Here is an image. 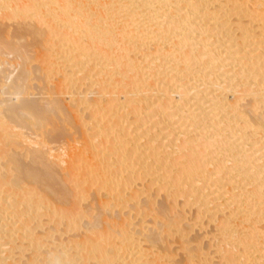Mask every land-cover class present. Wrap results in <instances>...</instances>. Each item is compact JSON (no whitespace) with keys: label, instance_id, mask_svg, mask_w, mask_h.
Segmentation results:
<instances>
[{"label":"bare ground","instance_id":"bare-ground-1","mask_svg":"<svg viewBox=\"0 0 264 264\" xmlns=\"http://www.w3.org/2000/svg\"><path fill=\"white\" fill-rule=\"evenodd\" d=\"M241 16H245L247 21L245 18L241 21ZM0 17L17 20L15 23L19 25L22 19L26 18L25 22L29 19L38 26L35 33L50 34V43L51 39L53 42L55 39L50 37L59 38L60 45L55 47L52 44L56 50L59 47V52L55 48L52 52L56 51L54 55L64 53L65 59L61 60L69 63V72L64 78L62 76L63 82H66L67 88L72 86L68 83L73 84L71 88L75 90L71 91L73 95L70 94L72 99L75 98V104L81 102L78 97L86 96L87 99L89 95L91 101L88 102L97 107L102 104L96 103L101 102L97 96L105 95L102 98L106 100H103L105 103L102 101L104 104L100 105L101 108L95 107L100 113L95 121L102 123L96 129L101 146L112 143L111 146L103 145L106 147L104 151L112 149L116 153H107L111 155V160L115 158L113 161L116 163L109 161L108 156H101V150L96 147L99 151L93 153L95 148L91 138L94 133L92 136L90 133L83 135L87 138L84 140L83 137L84 141L92 140L93 145L90 143L91 147H87L92 148L93 154L90 156L87 150L91 162H86L84 158L78 163L82 171L76 169L75 172L82 173V176L84 174L86 184L95 185L96 193L103 189L105 195L98 200L94 198L96 202L88 203H94L92 208L86 206L91 212H83L81 208L85 209V205L84 208L80 207L77 201L68 207L66 204H69L67 200L70 195L78 199V196L82 197L85 190L82 183L85 184V180L73 186L72 183L64 184L66 181L62 174L53 171L54 161L49 159L54 155V148H59L60 144L53 148L51 139V146L44 141L39 148L31 137L44 136L48 130L52 132L57 127L53 123L57 118L52 119L51 116L67 106L64 107L61 99L54 97L47 107L49 102L46 105L39 96L40 99L34 98L40 103V110L36 109L38 106L35 105L38 104L32 97L34 94L38 97L40 91L33 92L28 88L30 83L25 82L27 76L23 75L14 83L9 81L8 88L2 82L4 79L7 83L12 71L6 73L4 68L1 69L0 158L4 155L5 160L1 161L3 157L0 159V169H6L7 173H0V199L6 202L4 208H0V213L14 206H27L30 211L26 209L32 213L36 206L40 210L42 205L46 211L44 214L56 218L57 223L62 222H58L61 216L65 217L63 223L69 229H84L83 237H78V240L77 236L73 238L77 243L74 242L72 247H76L73 257L86 262L79 263L77 258L68 259L69 256L61 252L65 241L60 244L61 241L54 237L53 227L44 229V234L41 232L39 237L43 236L41 239L44 242L40 241L39 234L31 235L33 230L28 226V218H19H23L22 212L19 217L16 216L19 220H9L7 215L6 219L3 217L13 227V223L19 222L20 225L16 222V228H11L6 221L2 222L3 218L0 219V264H174L177 263L173 260L174 250L171 252L169 249L170 236L173 235L180 239H177L180 249L184 245L183 264H201V261L206 264L210 261L211 250L206 251L205 246H201L202 234L199 233L201 236L194 239L189 235L193 226L202 229L208 222L216 228L214 252L220 254V261L214 264H264V0H0ZM25 22L21 25L25 26ZM254 22L257 24H252ZM28 25L34 24L31 22ZM28 25L22 28L26 30ZM31 28L27 30L32 31ZM48 45L51 50L52 45ZM50 53L47 51L45 55ZM59 56L61 58L63 55ZM89 60L92 64L88 62V66L92 72L87 68L83 72ZM46 73L47 70L44 75ZM21 74L19 72L20 78ZM93 76L96 78L89 80L92 90L88 86L90 90H78L80 86L75 82L86 78L88 81ZM111 85L112 90L109 88ZM61 86L66 88L63 83ZM57 92H54L55 96ZM110 92L111 95H108ZM117 92L119 95L125 93L122 95L125 99H120V96L119 101ZM93 94L98 95L95 98ZM106 95L110 99L107 100ZM93 98L98 101L95 102ZM84 102L83 105H89ZM72 104L73 101L71 107ZM50 106L52 109H48ZM34 108L36 111L43 110L40 113L45 116L46 123L51 122L52 125L42 124L45 120L42 115H37L40 118L36 116L38 111L35 112ZM71 109L77 111L73 107ZM99 109L103 111L102 114ZM120 109L122 112L125 110L122 120L116 115ZM126 109L134 116L129 114L132 121L129 117L130 120H126ZM93 114L91 117L94 118ZM115 116L118 118L116 123L112 119ZM68 118L64 120L68 121ZM40 119H43L41 123ZM119 119L121 121L118 122ZM21 122L29 124L27 126ZM80 124L74 128L78 129ZM21 129L29 130L26 132L28 135L22 133ZM60 129L63 133L64 130ZM61 134L58 135L59 139L66 135L63 133L62 137ZM28 141L38 148L25 147L27 150L23 148L24 152L22 150L21 153L12 151V146L21 147V143L25 145ZM97 143V146L100 145L99 141ZM79 148L76 151L79 152ZM25 156L29 162L24 161ZM81 163L83 165H79ZM113 164L118 165L116 167L119 169L114 168ZM89 167L91 170H88ZM71 170L74 172L73 168ZM68 172L71 173L70 170ZM143 179H147V182ZM4 181L16 189H13L12 196V192L9 193L10 198L8 193H5L7 196L2 193L6 190L5 187V190H1ZM23 181L31 184V187L21 185ZM152 189L155 194L162 192L163 202L168 201V204L158 203L162 201L160 199L155 202L153 196L149 198ZM34 193L37 195L32 197ZM141 195H144L143 199ZM56 201L65 205H59ZM129 202H132L129 210L122 212L124 208L119 207V203L125 206ZM114 207L118 210H113ZM192 207L191 220L184 223L182 220L187 218L185 211ZM20 209L22 211L24 208ZM151 211L153 219L152 216L149 218L153 225L147 229V221L142 223V220L151 215ZM83 216L91 221L88 219L84 222L83 219L81 223ZM135 219L138 222H134ZM56 230L55 233L59 232ZM23 243H28V248ZM42 244L45 250L39 252Z\"/></svg>","mask_w":264,"mask_h":264},{"label":"rangeland","instance_id":"rangeland-1","mask_svg":"<svg viewBox=\"0 0 264 264\" xmlns=\"http://www.w3.org/2000/svg\"><path fill=\"white\" fill-rule=\"evenodd\" d=\"M241 18V21L242 20H244V18H245V16H241L240 17ZM25 20H26V18H24ZM24 19H22V23H24L25 21H24ZM28 21H30V22H28V21H26V22H28V24H30L31 22H32V24H34L33 26H31V25H28V24H26V22H25V26H22L23 24L21 23V20L19 21L21 24V26L18 24V22L17 23H15V21H17V20H12V19H10V18H5V19H3V18H1L0 17V38H2V39H0L1 41H0V66H1V68H0V70L1 69H3V71H6V73L9 71V73L11 74V76L9 77V79L7 80V83L4 81V79L2 78V76L0 75V78L1 79H3V82L1 81V79H0V83L2 82L3 83V86H8L9 85V81L11 82V81H13V83L15 82V81H17V80H20V79H22V77H23V75H24V77L25 76H27V77H25V78H28V80H26L25 82L27 83V84H29L30 86H28V88L29 89H32L31 91H35V92H38V91H40L39 93L41 94H37L38 95V97L40 96L41 97V99H43L45 102H46V105H47V103H48V106L47 107H49V105L51 104L50 103V99H52V98H54L55 97V99L56 98H59V100L62 102V105H64V107H66L65 109H63V110H61V111H63V114L61 113V111L60 112H58L57 110V114H55V115H52L51 117H52V119L53 118H55V116H56V118L57 119H54V121H53V123L55 124V126H57L52 132H50V130H48L49 132H46V133H44V134H42L41 133V135H44V136H38V137H35V135L34 136H31V134H29L31 137H32V139H34L33 140V142H34V144H37V146L39 147H41V143H42V145H43V143H44V141L45 142H47L48 144H50V146H51V143H49V140L51 141V139H52V141H53V143L52 144H54L52 147L54 148L55 146H58L59 144V148H57V147H55L53 150H54V155H52L51 157L52 158H50L49 157V159L53 162L54 161V166L56 165H58L57 167L55 166H53V171H57L58 173L60 172V174H62L61 176L63 177V179H64V184H67V183H72V185L71 186H73V185H75L76 183H81V181L82 182H84L83 181V179L86 177L84 174H83V176H82V173H81V175L79 174V173H77V171L75 172V170L77 169H80V170H78V172H81L82 170H81V168H80V166H78V163L81 161L82 162V160H84V158H85V161L87 162H91V160H90V156H92V154L93 153H95V150H97V149H100L101 150V156L103 155L104 157H106V156H108L109 155V153L110 154H116L115 152H114V150H112V149H109V150H107V149H105L106 151H104V147L105 146H108V145H112V143H110V144H108L109 142H107V144H103V145H105L104 147H103V145L101 146V144H100V140H101V138H100V140L98 139L100 136H99V134H98V131H97V125H101L102 123H101V121L99 122V123H96V117H98V116H100L99 114L100 113H97V111L98 110H95V107L96 106H91L90 105V103L91 102H88V101H91V99H89V95H87V99H86V96L85 97H81L83 100H85V102L84 101H82V99L81 98H79L78 97V99H79V101L81 100V102L80 103H78L77 101H76V103H78V104H75L74 102V100H75V98L74 99H72V97H71V94H72V92L71 91H73L74 92V90H75V88H74V90H72V88H73V84L70 82V84L68 83L67 85H72L71 87H68L67 88V86L65 85V83L66 82H63V78H64V76H66L67 75V73L69 72L68 70V64L66 63L67 61H63V60H61V59H65V57H64V53L62 54H59V55H63L61 58H60V56L58 55V53L57 54H55L54 55V53H56V51L57 52H59L58 50V48H57V50H56V48L55 47H57L58 45H60V42L58 41V37L57 36H53V37H50V38H55L56 39V41H55V39H54V42L52 41V39H51V43H50V39H48V36L50 35H48L47 34V36H45L43 33L42 34H40L41 32L40 31H37V33H35L36 32V30L35 29H37L36 27H38L37 26V24L35 25V22L34 21H31V20H29V19H27ZM245 21H247V18H245ZM18 26H17V25ZM252 24H257L256 22H254V23H252ZM11 25H13V26H11ZM29 26L28 28H30V27H32L31 29H33L32 31L29 29V31L26 29H24V28H26V26ZM4 26V27H3ZM22 28V27H24V28H20V27ZM16 29V30H15ZM21 29V30H20ZM19 30V31H18ZM22 30H24V31H22ZM35 30V31H34ZM2 31V32H1ZM15 31H17V32H15ZM19 32V33H18ZM30 33V36H29V33ZM3 33V34H2ZM26 33H27V35H26ZM2 34V35H1ZM31 34H34V35H31ZM36 34H37V36H36ZM46 34V33H45ZM4 36V37H3ZM21 36V37H20ZM33 38H32V37ZM41 36V37H40ZM45 36V37H44ZM52 36V35H51ZM17 37H19V38H17ZM47 37V38H46ZM34 38H37V39H34ZM5 39V40H4ZM32 39H34V40H32ZM36 40V41H35ZM47 40V41H46ZM8 42V43H7ZM10 42V43H9ZM46 42L48 43V44H54L55 45V47H53V45L51 46V50H50V48H49V45L48 44H46ZM4 43V44H3ZM7 43V44H6ZM56 43V44H55ZM18 44H22V45H18ZM41 44V45H40ZM5 45H7V46H5ZM14 45V46H13ZM24 45V46H23ZM48 45V46H47ZM57 45V46H56ZM16 46V47H15ZM44 46H46V47H43ZM3 47V48H2ZM13 47V48H12ZM53 47V48H52ZM8 48V49H7ZM15 48V49H14ZM42 48V49H41ZM55 48V49H54ZM49 49V50H48ZM56 50L54 53L52 52V51H54V50ZM15 50V51H14ZM24 50V51H23ZM47 51H48V53H49V51L51 52L50 54L51 55H53V56H50V54H48V56L47 55H45V53L47 54ZM27 52V53H26ZM43 54H44V56H43ZM15 55V56H14ZM31 55V56H30ZM11 56V57H10ZM24 57V58H23ZM46 57H48V59L46 58ZM53 58V59H52ZM93 58V57H92ZM92 58H90L91 60H92ZM27 59V60H26ZM51 59V60H50ZM34 60V61H33ZM57 60V61H56ZM91 60H89V61H87V65L84 67V69H83V72H85V70H86V68L90 71V65L92 64V62H90ZM7 61H9V62H7ZM53 61V62H52ZM3 62V63H2ZM45 62H46V64H45ZM88 62H89V64H88ZM5 63V64H4ZM2 64V65H1ZM4 64V65H3ZM11 64V65H10ZM54 64V65H53ZM58 64H59V67H58ZM62 64V65H61ZM25 65V66H24ZM47 65V66H46ZM61 65V66H60ZM89 65V66H88ZM7 66V67H6ZM23 68V66L25 67V68H23V69H21V67ZM66 68H65V67ZM38 67V68H37ZM47 67V68H46ZM49 67V68H48ZM53 67V68H52ZM64 68L66 71H64V69H62V68ZM44 69V70H43ZM49 69V70H48ZM68 69V70H67ZM26 72H25V71ZM46 70H47V75H44L45 74V72H46ZM59 70V71H58ZM63 70V71H62ZM86 71V73H88L89 71ZM22 71V72H21ZM44 73H43V72ZM68 71V72H67ZM19 72H20V74L22 75H20L21 76V78L19 77ZM28 72V73H27ZM60 72H62V73H60ZM65 72V73H64ZM82 72V74L84 75L85 73H83ZM92 71H90V73H91ZM94 72V71H93ZM26 73L28 74V75H26ZM81 73L79 72L78 73V76L80 75ZM30 75H31V77H30ZM49 75V76H48ZM29 76V77H28ZM48 76V77H47ZM62 76H63V78H62ZM73 76V75H72ZM3 77H5V76H3ZM60 77V78H59ZM80 77V76H79ZM83 77V76H82ZM94 77V78H93ZM93 77H91V78H88V81H87V78L86 79H82V80H80L79 82L77 81V82H75L76 84H78L77 86L80 88V89H78V90H80V91H82V90H85V91H87L89 88L92 90V88H93V86L91 87V81H89L90 79L92 80H94L96 77L95 76H93ZM11 79H13V80H11ZM16 79V80H15ZM24 79V78H23ZM30 79V80H29ZM62 79V80H61ZM86 80V81H85ZM60 81V82H59ZM62 81V82H61ZM65 81V80H64ZM85 81V82H84ZM4 82L6 83V84H4ZM24 82V83H25ZM29 82V83H28ZM32 82H34L33 84H32ZM2 83L0 84V85H2ZM12 83V84H13ZM62 83H63V85L66 87V88H64L63 86H61L62 85ZM82 83V84H81ZM8 84V85H7ZM36 84H37V86H36ZM76 84H75V87H76ZM42 86V89H41V87L40 86ZM43 85H45V86H43ZM51 85V86H50ZM93 85V84H92ZM33 86H35V88L33 87ZM49 86L51 87V88H49ZM87 86L89 87V88H87ZM1 87V86H0ZM40 87V88H39ZM112 85H111V87L109 86V88H111V90H112ZM8 88H9V86H8ZM36 88H38V89H36ZM44 88V89H43ZM70 88V89H69ZM28 89V90H29ZM36 89V90H35ZM51 89V90H50ZM87 89V90H86ZM89 89V90H90ZM42 90H44V93H43V91ZM47 90V91H46ZM50 90V91H49ZM55 90V91H54ZM65 90V91H64ZM30 91V90H29ZM33 91V92H34ZM46 91V92H45ZM54 91L55 93L58 91L59 93H62V94H59L58 92H57V94H56V96H55V94H54V92H53V94H50V93H52V92ZM46 93V94H45ZM49 95H48V94ZM69 95H68V94ZM71 93V94H70ZM118 94V100L119 101H121L120 99H122V97H123V99H125L124 98V96H122L123 94L125 95V93H120V95H119V92H117ZM45 94V95H44ZM111 95V92L110 93H108V95ZM1 95V94H0ZM42 95H44L43 97H42ZM53 95V96H52ZM62 95V96H61ZM73 95V94H72ZM94 96H92V97H95V96H97L98 94H93ZM127 95V94H126ZM130 95V94H129ZM128 95V96H129ZM33 96V95H32ZM32 96H30V97H32ZM47 96V97H46ZM49 96V97H48ZM58 96V97H57ZM64 96V97H63ZM68 96H70L69 98H68ZM91 96H90V98H91ZM104 97H105V95H103ZM102 96V97H103ZM121 96V97H120ZM128 96H125V97H128ZM131 96V95H130ZM38 97H36V95L34 94V97H32L33 99L34 98H37V99H40V97L38 98ZM63 97V98H62ZM75 97V96H74ZM102 97H100V95H98L97 96V98L98 99H100L101 100V102H96V100H95V98H93L94 99V101L96 102V103H102V104H104L105 102V100L106 99H103ZM107 97H109V96H107L106 95V98ZM111 97V96H110ZM119 97H120V99H119ZM45 98H47L46 100H45ZM48 98H49V100H48ZM85 98V99H84ZM37 99H34L35 100V102L38 104V100ZM54 99V100H55ZM66 99V100H65ZM69 99V100H68ZM71 99H72V101H73V104H72V107L74 108V109H77V111H75V110H72L71 108V106H70V103L72 102L71 101ZM89 99V100H88ZM93 99H92V102H94L93 101ZM108 99H110V98H107V100ZM37 100V101H36ZM68 100V101H67ZM99 100V101H100ZM104 100V101H103ZM29 101H31V100H29ZM48 101V102H47ZM65 101V102H64ZM69 101H71V102H69ZM98 101V100H97ZM104 103H103V102ZM34 102V101H33ZM34 102V104H36ZM51 102L53 103V104H55L54 102H53V100H51ZM83 102H84V104H86V102H87V104L89 103V105H83ZM42 103V102H41ZM82 103V104H81ZM120 103V102H119ZM33 104V105H34ZM102 104H98L99 106H97V107H99V108H101L100 107V105L102 106ZM66 105V106H65ZM77 105V106H76ZM119 105V104H118ZM118 105H116V109L118 108L117 106ZM35 106H38V107H35L36 109L38 108V110H40V108H39V106H40V103L38 104V105H35ZM53 108H55V106L54 105H51ZM51 106H50V108H48V109H52L51 108ZM74 106H76V108L74 107ZM82 106V107H81ZM34 107V106H33ZM78 107V108H77ZM96 107V108H97ZM34 108V109H35ZM90 108V109H89ZM94 108V109H93ZM121 108V107H120ZM24 109V108H23ZM36 109H35V112H37L36 111ZM88 111H87V110ZM98 109V108H97ZM27 110V109H26ZM33 110V109H32ZM31 110V111H32ZM42 110V109H41ZM67 110V112H69V114L67 113V112H65ZM100 110L101 109H99V112H100ZM122 109H120L119 111H121ZM128 109H126V120L127 119H131V121H132V119L134 118V116H132L130 113H129V110L127 111ZM43 111V110H42ZM42 111H38V114H36V116L37 115H42L41 113H42ZM56 111H55V113H56ZM75 111V112H74ZM89 111H91V112H89ZM93 111H95V112H93ZM119 111H117V113H116V115L118 114L119 116L118 117H121V120H122V115H123V113H124V111L125 110H123V112H122V114H119V113H121V112H119ZM41 112V113H40ZM89 112V113H88ZM102 110H101V114H102ZM119 112V113H118ZM128 112V113H127ZM31 113V112H30ZM33 113H34V110H33ZM40 113V114H39ZM44 113V112H43ZM60 113V114H59ZM75 115H74V114ZM92 113H94L93 115H94V118L93 117H91V114ZM72 116H71V115ZM79 114V115H78ZM90 114V115H89ZM133 117H130V115ZM60 115V116H59ZM69 117H71L70 119L68 118V116ZM98 115V116H97ZM35 116V115H34ZM40 116L38 117V118H40ZM50 116V115H49ZM54 116V117H53ZM59 116V117H58ZM62 116H63V118H62ZM90 116V117H89ZM41 117H43L44 118V120L45 121H43V119H40L39 121H40V123L43 121L44 123H42V124H45V125H48V126H51L52 124H51V122H49L50 124H48V123H46V118H45V116L44 115H42ZM68 118L69 120L67 121V120H64L65 118ZM124 117V116H123ZM129 117V118H128ZM36 118V117H35ZM61 118V122H62V124H63V121H64V123L66 124H61L60 123V121H59V119ZM80 118V119H79ZM4 119L6 120V117H4ZM48 119H50V118H48ZM73 119V120H72ZM79 119V120H78ZM94 121H93V120ZM113 119V122L115 121V123L117 122V119L118 118H116V116L115 117H113L112 118ZM116 119V120H115ZM124 119H125V117H124ZM129 119V120H130ZM57 120V121H56ZM70 120H72V122L74 123H72ZM120 119L118 120V122L119 121H121ZM66 121V122H65ZM48 122V121H47ZM69 122V123H68ZM22 123V122H21ZM81 123V124H80ZM20 124V123H19ZM22 124H27V126H28V122H26V123H22ZM59 124V125H58ZM61 124V125H60ZM76 124H80V129L78 128H74V127H77L78 125H76ZM135 124H136V122H135ZM25 125H21V126H25ZM96 125V126H95ZM117 125H118V123H117ZM27 126H25L24 128H27ZM63 129V128H66V129H63L64 130V134H66V135H68V136H66V135H64V138L63 139H59V134H61L62 133V130L60 129V127ZM145 126V125H144ZM91 127V128H90ZM95 127V128H94ZM118 127V126H117ZM87 128V129H86ZM18 128H16V130H17ZM58 129H60V131H58ZM75 129V130H74ZM20 130V129H19ZM21 130H23V131H21L22 133H24L25 132V134H27L26 132H28V131H25V129H21ZM27 130V129H26ZM68 131V133L66 132V131ZM76 131V132H75ZM0 132H1V130H0ZM3 132V131H2ZM57 132H61V133H57ZM66 132V133H65ZM71 132V133H70ZM80 132V133H79ZM96 132V133H95ZM31 133V132H30ZM48 133V134H47ZM50 133V134H49ZM63 133L60 135V136H62L63 135ZM77 133V134H76ZM90 133V136H92L93 135V133H94V138H93V136H92V138L91 139H93V143H94V145H93V143H91L92 142V140H89V142H87V141H84V140H86L87 138H85V136H83V135H87V134H89ZM134 133V132H133ZM48 136H47V135ZM52 134V135H51ZM92 134V135H91ZM96 134V135H95ZM28 135V134H27ZM33 135V134H32ZM40 135V134H39ZM70 135L72 136V137H70ZM134 135V134H133ZM53 136V137H52ZM89 136V135H88ZM88 136H86V137H88ZM172 137L174 136V135H171ZM34 137V138H33ZM50 137V139H47V138H49ZM55 137H56V139H55ZM63 137V136H62ZM66 137H67V139H66ZM85 138L84 140L82 139V138ZM96 137H97V140H96ZM171 137V138H172ZM37 138V139H36ZM42 138V139H41ZM88 138H90V137H88ZM45 139V140H44ZM65 139V140H64ZM43 140V141H42ZM48 140V141H47ZM56 140H57V142H56ZM64 140V141H63ZM75 140H77V141H75ZM41 141V142H40ZM63 141V142H62ZM68 141V142H67ZM72 141V142H71ZM91 141V142H90ZM97 141H99V144L100 145H98L97 146ZM25 142V141H24ZM24 142H23V144L21 143V147H20V145L18 146L17 145V147H13L12 146V151L13 150H15L17 153L18 152H20L21 153V151L23 150V152H24V149H26L25 147H30V149H31V147L33 146V148H36L34 145H32L33 144V142L31 141V143H29V141H28V143H25V145H24ZM35 142H40V144H38V143H35ZM55 142H56V144H55ZM65 142V144H63ZM70 142V143H69ZM82 142H84V143H82ZM86 143V144H85ZM87 143H91L92 145H93V147L95 148V149H93L94 150V152H93V150H91V149H89V147H87V146H90L91 147V144L89 145H87ZM97 143V144H96ZM28 144V145H27ZM68 144H70V145H68ZM73 144V145H72ZM77 144H79V145H77ZM96 144V145H95ZM64 145V146H63ZM66 145V146H65ZM75 145V146H74ZM24 146V147H23ZM61 146H63V147H61ZM109 146V147H110ZM37 147V148H38ZM39 147V148H40ZM80 147V148H79ZM86 147V149H84L85 150V152H86V154H85V152H84V150H83V148H85ZM102 147V148H101ZM15 148V149H14ZM22 148V149H21ZM24 148V149H23ZM36 148V149H37ZM62 148V149H61ZM74 148H75V150H74ZM79 148V152H81V151H83V153L81 152V153H79L78 151H76L77 149ZM82 148V149H81ZM88 148V149H87ZM106 148V147H105ZM58 149V150H57ZM67 149V150H66ZM71 149V150H70ZM81 149V150H80ZM102 149H103V151H102ZM27 150V149H26ZM87 150H89V151H87ZM59 151V152H58ZM66 151V152H65ZM74 151V152H73ZM97 151H99V150H97ZM96 151V153H98L97 155H100V153L99 152H97ZM51 153H52V150L50 151ZM62 152V153H61ZM88 152L89 153H91V152H93V153H91V154H89L90 156H87L88 155ZM57 154V156H56V154ZM62 155H61V154ZM74 153V154H73ZM106 153V154H105ZM107 153H108V155H107ZM53 154V153H52ZM58 154H59V156H58ZM71 154V155H70ZM78 154V155H77ZM105 154V155H104ZM66 155V156H65ZM79 155H80V157H79ZM83 155V156H82ZM53 156H54V159H53ZM70 156H73L72 158L70 157ZM85 156V157H84ZM3 157V158H2ZM57 157H60V159L59 158H57ZM82 157V158H81ZM109 157V161H113L114 159H110L111 158V155L110 156H108ZM1 158H2V160L1 161H4L5 159V156L3 155V156H1ZM0 158V159H1ZM24 157H22V159H23ZM57 158V159H56ZM81 158V159H80ZM112 158H113V156H112ZM24 159H26V160H24L25 162H29L28 160H27V156H25V158ZM70 159V160H69ZM72 160V161H71ZM60 161H62V162H60ZM70 161H71V163H70ZM94 161V160H93ZM58 162H60V163H58ZM84 162V161H83ZM113 162H115V161H113ZM55 163H57V164H55ZM85 163V162H84ZM116 163V162H115ZM114 163V164H115ZM38 164H39V166H40V163L38 162ZM37 164V165H38ZM114 164H113V167L114 168H117V170L119 169L118 167H116V166H118V165H115L114 166ZM60 165H61V167H60ZM79 165H83L82 163L81 164H79ZM2 166V165H1ZM85 166V165H84ZM136 166H138V165H136ZM78 167V168H77ZM88 167V166H87ZM74 169V172L71 170V169ZM85 169H87L86 167H84ZM67 169V170H66ZM83 169V168H82ZM113 169V168H112ZM6 170V169H5ZM3 168H2V170L0 169V173H7V171H5ZM70 170V172L71 173H69L68 171ZM88 170H91V168L89 167L88 168ZM116 169H114V171H115ZM4 171V172H3ZM84 171H87V170H84ZM89 171H87V173H88ZM58 173H56V174H58ZM66 175H65V174ZM84 173V172H83ZM86 173V172H85ZM86 173V174H87ZM59 174V175H60ZM71 174H72V178H71ZM73 174H74V176H73ZM76 174H78V177H76ZM88 175V174H87ZM85 176V177H84ZM74 177H76V178H74ZM0 179H2V177L0 176ZM71 179H73L74 180V182H73V180H71ZM80 179V180H79ZM85 180V184H86V182H87V178L86 179H84ZM147 179H145V181H144V179H143V181L144 182H147L146 181ZM149 180V179H148ZM76 181V182H75ZM7 181H4L2 184H1V190H5V191H3L2 193H11V196L13 195V189H15V187L14 186H10L9 185V183H7V184H5ZM74 183V184H73ZM25 184V185H24ZM77 184V185H78ZM84 183H82V187H84L85 186V190H84V193L83 192H81V193H83V195H82V197H81V195L80 196H78L79 197V199L77 198V197H74V196H72V195H70V197L68 198V203L69 204H66L68 207H69V205L71 204V203H74V202H76L78 205H80V207H83L84 205V207H85V209H82L81 208V210L83 211V212H91L92 210H88L89 208H87L86 206L88 205V206H90V208H92L93 207V205H94V203H93V205H89L88 203H90V201L91 202H96L99 198H104L103 197V195H105V192H104V190L103 189H100L97 193L94 191L95 189L94 188H96L95 187V185H91L90 186V184H86L88 187L90 186V188H88L86 185H85ZM96 184V183H95ZM7 185V186H6ZM21 185H23V186H29V187H31V184H28V183H25L24 181L21 183ZM69 185V184H68ZM98 186L97 187H99V184H97ZM81 186V185H80ZM93 186H94V188H93ZM4 187H5V189H4ZM13 187V188H12ZM82 187H79V188H82ZM69 188H70V186H69ZM93 188V189H92ZM156 188V187H155ZM8 189V190H7ZM78 189V188H77ZM89 189V190H88ZM16 190V189H15ZM72 190V189H71ZM9 191V192H8ZM39 191V190H38ZM74 191V190H73ZM43 192V191H42ZM152 192V193H151ZM44 193V192H43ZM96 193V194H95ZM156 192L154 191L153 192V189H152V191H149V194H148V196H149V198H152V196H153V198L155 199V202L157 201V199L159 200H162V201H157L158 203H164V202H168V201H164L163 202V196L164 195H162L163 193L161 192H159V194L157 193V194H155ZM7 194V195H8ZM155 194V195H154ZM6 195V194H5ZM6 195V196H7ZM37 194H33L32 195V197H35ZM95 195H97L96 197H94ZM151 195V196H150ZM157 195V196H156ZM10 196V194H9V197L8 198H10L11 197ZM144 195H141L140 196V198L142 197V199L144 198L143 197ZM160 196H161V198H160ZM85 197V198H84ZM13 198V197H12ZM76 198V199H75ZM94 198H97V200L95 201V200H93ZM4 200V199H3ZM3 200H1L0 199V208H4L3 206H4V204H6V202L5 201H3ZM79 200V201H78ZM88 200V201H87ZM104 200V199H103ZM3 202V203H2ZM57 202V201H56ZM58 203V202H57ZM114 203V202H113ZM132 202H129V203H125V206H124V203H123V205H122V203L120 204L119 203V207H123L124 209H121L122 210V212H123V210H124V212L126 211H128L129 210V205L131 204ZM54 204H56L55 202H54ZM59 205H65V204H60V202L58 203ZM58 204H56L57 206H59ZM111 204H112V201H111ZM127 204V205H126ZM157 204V203H156ZM155 204V205H156ZM168 204V203H167ZM7 206V205H6ZM17 206H14L13 208H8L5 212L3 211V213L1 214L0 213V219H2L3 217L5 218V215H7V217L9 216L10 218H9V220H13V221H15V219L17 218V217H19V214L21 213L22 214V212H23V216L22 215H20V216H22L23 218H21V217H19L20 219H24L25 220V217L26 218H28V220L27 221H29V223H28V226H30L29 228L31 229V230H33L32 231V233H30L31 235L32 234H34V236H36L37 234H39L38 235V237L40 236V234H41V232L43 233V231H44V229H48L49 227H53V231H52V234L53 235H55L54 237H56V238H58L61 242H60V244L63 242V241H67L66 243L65 242H63V244H64V246L62 247V251L61 252H63V254H67V257H68V259L70 258H74L73 256V254L76 252V247H72V245L74 244V242L75 243H77L74 239L76 238V236H77V240L79 239L78 237H83L82 235H84L83 233H82V231L84 230L81 226V228L79 229V228H72V229H69L68 227H66L65 225H64V223H63V218H64V220H65V217H63L62 218V216L60 217V221L58 220V222H61V223H57V221H56V218H54V217H50V216H48V215H45L44 213L46 212H44V208L42 207V205H41V209L39 210L38 209V206H36L37 207V209H35V211L34 210H32V213L31 212H29L30 211V209L26 206H22L24 209H22V211H21V209L20 208H22L21 206L20 207H17ZM35 207V208H36ZM83 207V208H84ZM26 208H28V210L26 209ZM39 208H40V205H39ZM20 211H19V210ZM118 210L117 209V207L115 208L114 207V209L113 210ZM191 209V210H190ZM190 209H187V211H185V214L187 215V218L186 219H184V220H182L184 223L186 222L185 220H189L190 218H191V215H193V213H192V211L194 210V208L192 207V208H190ZM193 209V210H192ZM1 210V209H0ZM16 210V211H15ZM24 210H27L26 212L24 211ZM115 210V211H116ZM152 210H153V208H152ZM186 210V209H185ZM11 211V212H10ZM37 211V212H36ZM47 211H48V209H47ZM154 211V210H153ZM152 212V211H151ZM9 213V214H8ZM18 213V214H17ZM24 213H26V214H24ZM28 213V214H27ZM190 213H192V214H190ZM4 214V215H3ZM89 214V213H88ZM91 214H94V212L93 213H91ZM3 215V216H2ZM11 215V216H10ZM18 215V216H17ZM25 215V216H24ZM27 215V216H26ZM153 212H152V214L151 215H148V216H146V217H144V219L145 220H142V223L144 222V221H147V226L146 227H148L147 229H149V228H151L152 227V220H151V218L153 219ZM186 215H185V217H186ZM189 215H190V218H189ZM17 216V217H16ZM34 218H33V217ZM149 216H152L151 218H149ZM6 217V218H7ZM2 219L3 221L2 222H5L6 220V218L5 219ZM19 218H17V220H19ZM30 218V219H29ZM50 218V219H49ZM138 218H140V217H138ZM148 218H149V220H148ZM47 219V220H46ZM83 219H84V222H87L88 221V219H89V221H91L90 220V218L89 217H87V216H83L82 217V221H81V223L83 222ZM87 219V220H86ZM9 220H7L6 222L7 223H9V225H10V221ZM31 220V221H30ZM55 220V221H54ZM86 220V221H85ZM138 219H135V221L134 222H138L137 221ZM191 220V219H190ZM1 221V220H0ZM13 221H11V222H13ZM53 221V222H52ZM151 221V222H150ZM17 222V221H16ZM13 223L14 224V226L15 227H13V226H11L12 225V223H11V228L13 227V228H16L18 225H20V223L19 222H17L18 223V225H17V223ZM56 222V223H55ZM133 222V223H134ZM150 222V223H149ZM182 222V223H183ZM80 223V224H81ZM132 223V224H133ZM146 223V222H145ZM183 223V224H184ZM17 226H16V225ZM148 224H149V226H148ZM32 225V226H31ZM35 227H34V226ZM41 225V226H40ZM10 226H8L7 225V227H9L10 228ZM39 226V227H38ZM55 226H57V227H55ZM63 226V227H62ZM151 226V227H150ZM214 225L211 223H206V226H204L205 228H203L202 227V229L199 227H197V225H196V228H195V226H193V230L192 231H190V235H189V238H191V239H194L196 236L197 237H199V235L201 236V234H202V239H201V246L202 247H204V248H206V251L208 250V251H210V261H208V263H206V264H214V263H217V262H219L220 261V254L219 253H216V252H214L215 250V244H214V242H215V236H214V234H215V232H216V228H215V226L213 227ZM32 227V228H31ZM34 228V229H33ZM42 228V229H41ZM59 228H62V229H59ZM65 230H64V229ZM134 228H136V226L134 227ZM54 229H58V230H56V232L57 231H59V232H57V233H59V234H61V235H59V234H57V233H55V231H54ZM27 230V229H26ZM49 230H50V228H49ZM52 230V229H51ZM64 232H63V231ZM204 230V231H203ZM26 232V231H25ZM31 232V231H30ZM34 232V233H33ZM50 232V231H49ZM27 233H29V230H27ZM63 233V234H62ZM73 233H75L76 235H74ZM78 233V234H77ZM196 233V234H195ZM199 233H201V234H199ZM44 234V233H43ZM81 234V235H80ZM206 234V235H205ZM213 236H212V235ZM19 235H20V233H19ZM70 235H73V237H71ZM204 235V236H203ZM212 237H211V236ZM164 236H166V235H164ZM163 236V237H164ZM19 237H21V236H19ZM43 237V236H42ZM41 237V238H42ZM70 237V238H69ZM75 237V238H74ZM166 237H168V236H166ZM166 237H165V239H166ZM171 237V239H170V243H171V246L169 245V249L171 250V252L174 250V254L175 255H173V256H175V257H173V260H175V261H177V263L176 264H183L182 262H183V252L185 253V251L184 250H182V248H183V246H182V248L180 249L179 247H181V246H179V241L178 240H180V239H178V237H176V236H170ZM175 237V238H174ZM194 237V238H193ZM40 238V237H39ZM40 238V241H42V239ZM64 238H65V240H64ZM68 238H69V241H68ZM74 238V239H73ZM58 239H56L57 241H59ZM67 239V240H66ZM70 239H73L74 241H72V240H70ZM175 239V240H174ZM178 239V240H177ZM168 240V239H167ZM189 240V239H188ZM17 241V240H16ZM166 241V240H165ZM164 241V242H165ZM169 241V240H168ZM174 241V242H173ZM193 241V240H192ZM42 242H44V240L42 241ZM69 242V243H68ZM73 242V243H72ZM182 242V241H181ZM26 243V242H25ZM25 243H23V244H25ZM167 243V242H166ZM28 244V243H27ZM27 244H25V246L27 245ZM44 244V243H43ZM42 244V246H43V248H44V245ZM62 244V245H63ZM66 244V245H65ZM167 244H169V243H167ZM183 244V243H182ZM68 245H70L69 247H72V248H69V247H67ZM76 245V244H75ZM181 245V244H180ZM191 245H193V244H191ZM200 246V245H199ZM64 247H66L65 248V250L64 251H66V252H64L63 251V248ZM174 248V249H172V248ZM26 248H28L27 246H26ZM42 247L39 249V252H41V251H43V250H45V248L43 249ZM68 248V249H67ZM69 249H71V253H70V250ZM72 249H75V250H72ZM175 249H176V251H175ZM183 251V252H182ZM147 252V251H146ZM149 252V251H148ZM71 254L72 255V257H71V255H69V254ZM80 253H81V251H80ZM172 253V254H173ZM180 254V255H179ZM18 258V257H17ZM75 258H77L78 259V257H76L75 256ZM74 258V259H75ZM174 258H176V259H174ZM181 258V259H180ZM182 261V262H181ZM77 262H86V261H84V260H82V258H79L78 260H77ZM87 262H88V260H87ZM90 262H92V261H90ZM89 263V262H88ZM93 263V262H92ZM174 263V264H175ZM201 264H202V261L200 262ZM82 264V263H81ZM83 264H86V263H83ZM199 264V263H198Z\"/></svg>","mask_w":264,"mask_h":264}]
</instances>
